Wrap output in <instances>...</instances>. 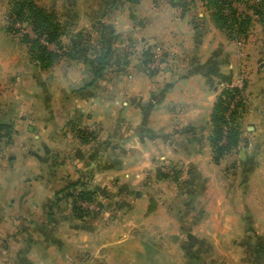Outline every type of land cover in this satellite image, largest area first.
I'll return each mask as SVG.
<instances>
[{"label": "crops", "instance_id": "1", "mask_svg": "<svg viewBox=\"0 0 264 264\" xmlns=\"http://www.w3.org/2000/svg\"><path fill=\"white\" fill-rule=\"evenodd\" d=\"M156 1L110 11L109 31L134 49L109 42L97 76L87 52L43 74L17 65V46H0V124L9 126L0 264H264V46L239 48L200 3L182 11ZM158 42L170 66L150 75L137 59ZM245 71L238 146L214 164L213 104ZM163 166L182 169V190L159 179ZM86 176L108 215L77 219L70 199L53 205L57 191Z\"/></svg>", "mask_w": 264, "mask_h": 264}, {"label": "rangeland", "instance_id": "2", "mask_svg": "<svg viewBox=\"0 0 264 264\" xmlns=\"http://www.w3.org/2000/svg\"><path fill=\"white\" fill-rule=\"evenodd\" d=\"M11 1L12 0H0V37H2L3 35L10 36L9 42L0 41V46L2 47H5V46L9 47L13 45L17 46L19 48L17 56L22 53V56H18L17 65L19 64L20 66H22V64L24 63L27 66H29L30 69L31 67L32 69L33 68L40 69L43 72V74L48 73L49 68L51 69L53 66H55L58 63V61H60V58L66 56L67 53H70V49L68 46L71 44V41H73L72 38H74V41H76V44L79 45V48H78L79 53L83 51L93 56L92 53H90L91 50L89 48H91L92 45H94V42H96V40H98L99 38L98 37L99 35L97 33L99 32L98 31L99 25L103 24L107 31L111 30L110 21L112 20V18L111 16L108 19L106 17H108L111 14V12L113 13L112 10L114 9L115 6L121 5L122 3H124L123 1L118 0L115 6L110 9L108 5L109 0H71V2H69V5L73 7L69 6V9L67 10L66 9L67 4H64L63 0H29L33 2L35 6L40 7L44 9L46 12L52 14L54 16V19L58 20L57 25L61 33V36L56 41L50 42L48 41V38L45 36H42V35L40 37L39 35L37 36L35 31L32 29L31 25H28V24L21 25L19 22H17V24L16 22L14 24L11 23V19L9 18V10H10L9 6H10ZM179 1L180 0H170L169 2V0H157L155 3L162 4V3L168 2L172 6L179 7L182 11H185L186 9H190V7H192V5H194L195 3H200L201 7L204 8L208 16L211 25L216 30H219L220 32H222L229 41L235 42L239 48H241L240 46L245 45L244 48L242 47L243 49L253 50L254 46L257 47L258 45V48H261V46H264V33H262L261 27L257 26L258 23L259 24L264 23L262 22L264 20V16L262 17L257 16L255 11L253 10V7L257 6L258 9H261L264 12V0H234L231 2L230 7L224 8V10L222 11V14L230 18V21H228V24L230 23L233 27L231 26L232 27L231 29L229 28L227 29L232 32L231 34L233 35V37H230L232 35H228L226 30L219 29L218 25L213 20L212 14L214 11L212 10V7H209V6L207 7L206 0H189L187 1L188 3L185 9L179 5ZM182 1H185V0H182ZM66 12H68L69 16L71 17L70 21H68L67 19V17L69 16L66 15ZM84 13H87V14L89 13L91 17L92 24L90 25V27H89L90 21L84 18L83 16ZM245 19L248 20V23L245 26L246 30L244 31V33H240L239 32L240 23L244 22ZM72 22H75L74 25L72 24ZM194 25L195 26L193 27L195 29H198L200 33H203L206 31V28L204 29L203 24H200V25L194 24ZM23 37H27L29 40L38 39L39 45L44 48L46 57L49 56L50 54L58 56L56 60H53V63L51 62L52 63L51 67L46 68V69H41L40 67L41 63L40 62L38 63L37 60L34 58L33 52H32V49L29 43L28 42L25 43L23 41ZM246 39H248L247 43H245ZM121 40H122L121 37L117 36L116 38L115 36L114 40H110L108 41V43L109 42L113 43V46L121 45V43L124 44L125 47H128V50H129L128 54L130 55V53H132L131 49L132 50L134 49L132 45L133 43L128 40L126 42L123 41L124 39L122 41ZM113 46H110V48H112ZM157 48L159 49L158 53H156ZM145 52H148V54H150V57L147 63L144 65V71L146 73L151 75L154 72L158 73L160 71H163L165 69L167 70L169 68L170 63L168 62L167 58H169L170 55L168 54V52H166V49L163 43L158 42L157 44H154L151 47L142 50V52L140 53L137 59L138 64L140 65L142 69H143V66H141L142 64L141 62L144 60L143 56ZM153 55L157 57V60L151 66L153 67V71H152V70H149L148 65L152 63ZM131 57L132 56H128L129 59ZM246 57L244 58V61L248 62L249 61L248 57L247 58ZM48 58L49 57H47V59ZM5 59H7V57L2 58V61H5ZM247 76L248 74L246 73V71L243 73L240 72L233 81H231L227 86H225V88L227 87L237 88L240 92V94L236 95L234 99L232 100V102L230 103L229 110H228L229 113H227V116H229V114L232 111H234V109L236 108L237 103L240 102L241 100L243 104V108H241L242 109L241 116L238 119L239 124H240V121L245 111V102H246L245 95L246 94L244 92H245V83H246ZM49 77L54 78V76H49ZM1 125L3 124H0V126ZM6 126L9 128L8 125ZM8 128L7 130L4 129V131L0 129L1 131L0 133V159L4 157V153L2 150L3 146L1 145L2 132L3 133L7 132V134H9ZM225 135H226V128H224L222 132V138H221L220 144L225 143ZM213 157L214 155L212 152V161L214 162ZM214 164L216 163L214 162ZM181 171L182 169L178 171V169H175L173 167L170 168V167L163 166L159 168L158 177L159 179L163 178L165 180L170 181L177 190H182L184 188V180H182ZM91 177L92 176H86L84 178L85 180L83 179L84 181L82 182L84 185H86V188L84 190L91 193V196H93V199L90 202L80 201L78 205L81 206V208H83L84 210H88L89 214L88 216L86 215L85 218L87 217L91 218L94 216V218L97 219L101 215L109 214L107 212L108 208H106V201H105L107 198L100 197V195L97 194V192L93 188V183H92L93 177L92 178ZM95 196H99L100 198L96 197L97 198L96 199ZM101 196H105V194L101 193ZM259 251H260V256H261L260 258H262L264 262V242H261L259 244ZM244 254L246 258L249 255V252L246 251Z\"/></svg>", "mask_w": 264, "mask_h": 264}, {"label": "trees", "instance_id": "3", "mask_svg": "<svg viewBox=\"0 0 264 264\" xmlns=\"http://www.w3.org/2000/svg\"><path fill=\"white\" fill-rule=\"evenodd\" d=\"M117 1L118 0H109V8H113ZM121 1L132 5H136L140 2V0ZM181 1L182 0L179 1V5L185 9L187 2ZM232 1L234 0H206L207 7H212V10L214 11L212 14L214 22L218 25L219 29L226 30L228 35H232V32L227 28L231 29L233 26L230 23L228 24L230 18L222 14V11L224 10V8L230 7ZM9 9V18L11 19L12 24H14L15 22L17 24V22H19L21 25H31L37 36H45L50 42L56 41L61 36L57 25L58 20L54 19V16L46 12L44 9L35 6L33 2L29 0H12ZM253 10L255 11L257 16H264V12L261 9H258L257 6H254ZM246 19L244 20V22L240 23V33H244V31L246 30L245 26L248 23V20ZM98 31V40H96V42H94V45L89 48L91 50L90 53H92L94 61L96 62V68L94 71L95 76L102 73L105 69L106 62L111 54V48L108 41H110L109 39L115 37L113 36V33H111V31L106 30L103 24L99 25ZM230 37H233V35ZM23 41L25 43H29L34 58L38 63H41V69L51 67L53 60H56V58L58 57L56 55L50 54L49 56H47L49 57L47 59V57L45 56L46 53L44 52V48L39 45L38 39L29 40L27 37H23ZM78 48L79 45L70 44V53H67L66 56L73 57L74 55H77L79 53ZM143 57L144 60L141 62V66H143L144 70V65L147 63L150 54H148V52H145ZM238 94H240V92L237 88H224L213 104L210 114V124L212 131L208 140L214 155L213 160L215 163H218L224 156L237 148L240 134V124L238 122V119L241 116V108H243L241 100L237 103L234 111H230L231 113L229 114V116H227V113H229L228 110L230 103ZM7 128L8 127L6 125L0 126V129L2 130H7ZM224 128H226L225 143L220 144ZM3 136L7 138L9 137V134H7V132H4L1 137ZM85 188L86 185H84L82 181L68 183L64 188L55 193L53 205L57 204L62 198L70 199L72 213L77 219H83L86 215L88 216L89 212L88 210H84L83 208H81L78 203L80 201L90 202L93 199L91 193L84 190Z\"/></svg>", "mask_w": 264, "mask_h": 264}, {"label": "built area", "instance_id": "4", "mask_svg": "<svg viewBox=\"0 0 264 264\" xmlns=\"http://www.w3.org/2000/svg\"><path fill=\"white\" fill-rule=\"evenodd\" d=\"M159 52V49L157 48V51H156V53H158ZM157 60V57L155 56V55H153V58H152V63L150 64V65H148V67H149V70H152L153 71V67H151L152 66V64H154L155 63V61ZM232 108V107H231Z\"/></svg>", "mask_w": 264, "mask_h": 264}]
</instances>
